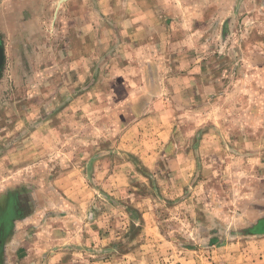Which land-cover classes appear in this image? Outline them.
<instances>
[{"label":"crops","instance_id":"crops-1","mask_svg":"<svg viewBox=\"0 0 264 264\" xmlns=\"http://www.w3.org/2000/svg\"><path fill=\"white\" fill-rule=\"evenodd\" d=\"M125 4L0 0V251L14 225L55 204V197L65 193L83 203L94 180L103 187L131 183L123 180L121 163L112 167V147L139 158L149 172L165 161L172 174L168 186L206 190L214 203L229 200L219 191V175L231 174L229 188L243 189L247 203L255 206L246 209L244 219L251 222L246 229L264 235V228L254 230L264 225V29L260 51L246 56L250 83L235 89L247 98L226 104L217 97L223 92L215 83L220 73L211 70L206 53L163 54L158 43L166 29L173 47L168 29L181 14L185 19L188 13L187 24H228V19L237 24L240 17L241 24H252L238 0H176L165 12L156 7L135 15ZM198 41L206 45V38ZM112 125L122 126L121 134L112 136ZM150 217L154 224V212ZM149 231L141 230L150 239L136 251L150 255L137 264L225 259L215 255L219 242L214 239L207 250L187 253L184 245L165 243L155 225Z\"/></svg>","mask_w":264,"mask_h":264},{"label":"rangeland","instance_id":"rangeland-1","mask_svg":"<svg viewBox=\"0 0 264 264\" xmlns=\"http://www.w3.org/2000/svg\"><path fill=\"white\" fill-rule=\"evenodd\" d=\"M172 1L176 2L124 0L127 11L132 15L156 7L160 13L165 12L168 2ZM238 2L239 6H244L241 13L254 18L252 24H241L242 17L237 24L230 19L228 24H198L199 21H196L197 24H187L188 13L185 19L181 14L180 19L176 18L174 27L168 29L169 34L174 36L173 47L168 46L166 41V29L158 43V49L163 54L173 49L190 50L192 54H198L199 50L206 53L211 70L220 73L215 83L222 86L223 92L217 97L225 100L226 104L247 98L246 93L238 95L235 89L239 91L250 83V79L245 77V70L250 65L246 56L258 50L257 41L262 39L264 29L262 0ZM246 3L251 4L247 13ZM117 7L118 4L113 2L112 8L117 11ZM176 8H179L177 3ZM183 37L190 45L181 43ZM200 37L206 38V45H198ZM161 64L163 67L164 62ZM258 79L256 75L255 81ZM123 129L122 126L118 129L112 125L111 135L121 134ZM224 143L225 148L228 143ZM110 150L112 167L121 163L124 166L122 174H126L123 180L128 177L131 183L124 185L121 181L118 187H103L94 180L95 187L90 189L92 195L82 200L87 201L83 203L68 199L62 190V198L52 199L55 204L12 227V234L7 240L9 243L0 251V264H125L126 261L137 264L138 260L142 261L150 255L136 251L146 244V239H150V235L146 238L141 230L150 232L154 225L164 236L165 243L167 239L184 245L187 253L207 248L212 239L218 241L217 247H214L217 248L215 255L224 256L225 259L214 261V264H264V235H252L253 227L246 229L251 222L244 219L247 207L255 206L247 203V195L241 192L243 189L229 188L231 174L219 175L222 178L219 191L229 200L218 199V203H214L209 201L206 190L168 186V178L172 174L165 170V161L160 160L158 171L149 172L133 154L119 152L116 147ZM198 179L196 175L192 180L195 183ZM238 194L239 198L236 197ZM80 196L84 197V194ZM188 198V203H182ZM259 206L263 207L261 204ZM151 211L156 216L154 224L150 220ZM144 212L146 215L143 218ZM263 228L264 225L260 228L257 226L254 230L259 232ZM160 256L165 257L166 253Z\"/></svg>","mask_w":264,"mask_h":264},{"label":"water","instance_id":"water-1","mask_svg":"<svg viewBox=\"0 0 264 264\" xmlns=\"http://www.w3.org/2000/svg\"><path fill=\"white\" fill-rule=\"evenodd\" d=\"M1 64H2V54L0 53V68H1Z\"/></svg>","mask_w":264,"mask_h":264}]
</instances>
